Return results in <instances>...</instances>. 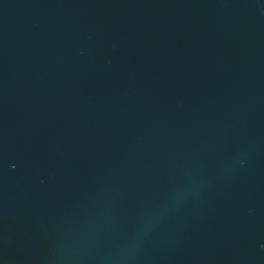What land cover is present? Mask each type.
<instances>
[{
    "label": "water",
    "instance_id": "obj_1",
    "mask_svg": "<svg viewBox=\"0 0 264 264\" xmlns=\"http://www.w3.org/2000/svg\"><path fill=\"white\" fill-rule=\"evenodd\" d=\"M0 264H264V0H0Z\"/></svg>",
    "mask_w": 264,
    "mask_h": 264
}]
</instances>
